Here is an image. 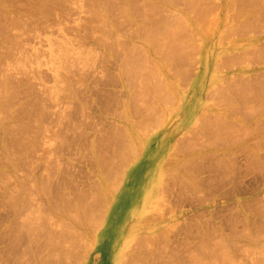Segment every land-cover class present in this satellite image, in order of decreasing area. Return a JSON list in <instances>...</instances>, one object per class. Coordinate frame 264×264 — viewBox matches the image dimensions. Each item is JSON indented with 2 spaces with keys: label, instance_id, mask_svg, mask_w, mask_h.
I'll list each match as a JSON object with an SVG mask.
<instances>
[{
  "label": "rangeland",
  "instance_id": "obj_1",
  "mask_svg": "<svg viewBox=\"0 0 264 264\" xmlns=\"http://www.w3.org/2000/svg\"><path fill=\"white\" fill-rule=\"evenodd\" d=\"M211 1L0 0V250L6 208L34 186L39 162L57 209L46 239L54 231L63 245L44 246L68 249L64 261L75 251L83 264H116L110 245L118 264H264V83L252 79L257 53L195 32V22L212 31L213 11L197 10ZM238 1L262 13L264 0ZM199 95L203 114L166 162L155 132L137 158V131L177 126ZM147 158L157 178L134 179L116 201L131 172L151 170ZM113 207L119 221L102 237Z\"/></svg>",
  "mask_w": 264,
  "mask_h": 264
},
{
  "label": "crops",
  "instance_id": "obj_2",
  "mask_svg": "<svg viewBox=\"0 0 264 264\" xmlns=\"http://www.w3.org/2000/svg\"><path fill=\"white\" fill-rule=\"evenodd\" d=\"M198 6L199 7L197 10L199 12L208 11L209 9V11H213L214 15L212 26L210 27L212 31H207L204 26H202L198 22H195V32L201 35H229L231 36V41L225 49L230 50L232 53H235L233 51L241 52V50L243 51V49H246L247 51L252 50L253 53H257L253 55L254 57L252 60L253 65L251 66V68L252 71H254L253 73H255L253 74L252 79L255 83H264V24L260 26L259 24L254 23L252 26H247V23L250 19H253L255 22L259 18L261 19V21L264 20V6H260L261 8H263V10L262 13L259 14H253L252 10L254 11L255 9H252L250 6L239 2L238 0H212L211 2L207 3L206 6L201 4H198ZM259 9H257V11ZM251 13L253 14V16H250ZM243 34H248L244 43H242L243 40L238 41V38L235 37ZM201 63H203L202 69H204V59L201 61ZM199 81L200 78H198L196 82H198L199 84ZM199 98L202 97H200L199 95L198 98L195 97L191 101L183 102V105L181 106V108H179V116L178 118H176L177 121H179L177 123V126L174 122H172V124L166 125L165 127L157 128V126H155L148 131L146 136H141L137 131V158L147 147L149 137L153 132H155L159 137L157 140L162 138V140H165L166 142L164 146V152L160 160V166L164 161L166 162L167 157H169V155L174 152L173 150L175 146H177L176 136H178V134L182 132L184 128H190L193 122L201 118L203 113ZM255 114L258 117L264 115V99H262L261 108L258 107ZM263 119L264 118L259 119L258 122L261 124L264 123ZM156 143L157 142H155V145ZM160 168L161 167H159V170ZM30 170L34 175V186L23 188L22 195L20 197H17V199L15 200L16 202L12 206L10 205V208H6V228L4 231V234L6 236V249L4 251L0 250V264H32V262L33 264H53L52 262L55 261L56 262L54 264H66L68 261L63 262L61 259V250L58 252H56V250H52V255H48L51 254L49 253L50 250L47 252L46 248H44L45 251H42L44 247L43 245L42 249L39 248L41 247V244L47 242L46 211L47 209L49 211H55L57 209L55 203H50L47 206L44 201L45 198L43 196L45 195V178L41 174L42 170L40 168V163L38 162L37 166H30ZM1 214L2 213L0 212V216ZM48 235V242L50 241L51 243H53V240H58L59 242L62 241L61 238H55L54 231H49ZM55 243L56 242H54V244ZM35 251H41L42 253L44 252V254H42L41 252L37 253ZM36 253L38 254V257L36 256ZM57 253L58 255H56ZM72 253L74 252H69V254ZM74 254L73 256L75 259L72 258L73 256L71 255L70 262L67 264H74V260H76L77 264H80L89 257L87 256V254L82 256L80 254ZM78 259L80 262L78 261ZM42 260L45 262H43ZM71 260L73 262H71ZM91 260L93 263L95 262L93 261V258H91Z\"/></svg>",
  "mask_w": 264,
  "mask_h": 264
},
{
  "label": "bare ground",
  "instance_id": "obj_3",
  "mask_svg": "<svg viewBox=\"0 0 264 264\" xmlns=\"http://www.w3.org/2000/svg\"><path fill=\"white\" fill-rule=\"evenodd\" d=\"M176 24V23H175ZM173 25V24H172ZM177 25V24H176ZM179 25V24H178ZM174 27H176L175 25H174ZM181 27V26H180ZM168 28V27H167ZM171 28V27H170ZM178 28V27H177ZM175 31V30H174ZM174 31L171 33V35L174 33ZM176 33V32H175ZM168 35H170V33L168 34ZM175 35V34H174ZM173 36V35H172ZM176 36V35H175ZM178 36V35H177ZM169 38H171V37H169ZM175 39V38H174ZM173 40V39H172ZM240 44V43H239ZM158 46V45H157ZM204 50V49H203ZM151 151V152H150ZM149 152L150 153H152V154H154V155H156L157 154V152H158V150L155 148V147H152L150 150H149ZM147 153H148V151H147ZM148 159V158H147ZM148 161H149V163L151 164L152 163V161L151 160H149L148 159ZM139 166H142V165H139ZM151 166H153L152 168H151V170H149L150 168H146V167H144L143 168V166L141 167V168H138L137 167V170L136 171H133V172H131L129 175H128V179H127V181H126V183H125V185L122 187V189L120 190V192H119V194H117V196H116V198H115V200L116 201H119V200H121V199H123L124 197H125V188L126 187H129L130 185H129V183H132L133 182V180L134 179H139V178H146L147 177V179H148V181L149 182H151V181H154V179H156L157 177L155 176V173H153L155 170V168H156V163H152V165ZM129 185V186H128ZM137 199H138V195H137V197L136 196H134L133 195V197H132V199L130 200L131 201V203L134 205L135 203H137ZM95 207V206H94ZM93 207V208H94ZM97 207V206H96ZM91 208V207H90ZM89 208V209H90ZM84 209H86V207L84 208ZM85 212L87 211V210H84ZM95 211V210H94ZM90 212H91V209H90ZM109 212H112V214H108V216H107V218H105L104 220H103V222H102V226L101 227H99V229H98V231H99V235L101 234V236L103 237L105 234H106V232H107V229H108V227H110V226H112L113 225V221L114 222H116V221H119V217H120V214H119V211H118V209L115 207V209H114V207L113 208H111L110 209V211ZM109 217H111V219L110 220H108V218ZM94 223V222H93ZM50 240V239H49ZM51 241H52V239H51ZM54 242H56L55 240H53ZM53 242V243H54ZM58 242V241H57ZM65 242V241H64ZM48 243V242H47ZM46 243V244H47ZM49 243H51L50 241H49ZM58 243H60V242H58ZM217 243V242H216ZM218 243H220V242H218ZM44 244L45 243H43V244H41V247H39V248H41L42 249V245L44 246ZM64 244V243H63ZM221 244V243H220ZM225 244V243H224ZM224 244H223V247H224ZM52 245V244H51ZM60 245H62V241H61V244ZM71 245H74V244H71ZM211 245V244H210ZM226 245V244H225ZM40 246V245H39ZM45 246H47V245H45ZM45 246L43 247V249H42V251H45ZM50 246V245H49ZM55 246V245H54ZM53 246V247H54ZM65 246V245H64ZM213 246V245H212ZM212 246H211V248H212ZM61 247V246H60ZM60 247H58L59 248V251H60ZM62 247H63V245H62ZM74 247V246H73ZM209 247V246H208ZM218 247V246H217ZM220 247V246H219ZM49 248V250H50V247H48ZM70 248H71V246H70ZM115 248V249H114ZM215 248V247H214ZM41 249H39V250H41ZM51 249H52V246H51ZM57 249V248H56ZM62 249V248H61ZM66 248H64V250H65ZM72 249H74V248H72ZM71 249V250H72ZM207 249V248H206ZM220 249V248H219ZM225 249V248H224ZM48 250V249H47ZM46 250V251H47ZM55 250V249H54ZM64 250L62 251V254L64 253ZM66 250H68V249H66ZM102 250V249H101ZM105 252L104 253H108V255L107 256H109L111 259H113V258H115V260L114 261H116V264H118V262H119V259L117 258V254H118V249L115 247V246H112V247H110V245H109V247L107 246L105 249ZM205 250V249H204ZM211 250V249H210ZM209 250V251H210ZM115 251V252H114ZM35 252H37V251H35ZM41 251H39V252H37V253H40ZM48 252V251H47ZM46 252V253H47ZM57 252H58V249H57ZM73 252H75V251H73ZM102 253H103V250L101 251ZM207 252V251H206ZM205 252V253H206ZM217 252V251H216ZM222 252V251H221ZM31 253H34V252H31ZM30 253V254H31ZM36 253V254H37ZM42 253V252H41ZM49 253H51V254H48V255H52V250H50V252ZM54 253H56V252H54ZM61 253V252H60ZM66 253V252H65ZM69 253V252H68ZM76 253V252H75ZM208 253V252H207ZM211 253H213L214 254V252H211ZM219 253H220V250H219ZM42 254H44V252L42 253ZM73 254L74 253H72V254H69V256L71 257V255L73 256ZM78 254H80V252L79 253H77L76 255H78ZM33 255V254H32ZM46 255V254H45ZM56 255H58V253L56 254ZM60 255V254H59ZM65 255H68V254H65ZM75 255V254H74ZM205 255V254H204ZM207 255V254H206ZM215 255V254H214ZM216 255H217V253H216ZM220 255V254H219ZM218 255V256H219ZM34 256V255H33ZM37 257H38V254L36 255ZM63 256V258L65 259L66 257H64V255H62ZM80 256V255H79ZM82 256V255H81ZM119 256V255H118ZM208 256V255H207ZM212 257H214L213 255H211ZM223 256V255H222ZM221 256V257H222ZM224 256H226V255H224ZM58 257V256H57ZM77 257V256H76ZM120 257V256H119ZM206 257V256H205ZM204 257V258H205ZM211 257V258H212ZM40 258V257H39ZM38 258V259H39ZM62 257H61V259H63ZM72 258H74V256L72 257ZM71 258V259H72ZM80 258V257H79ZM33 259V258H32ZM42 259V258H41ZM49 259V258H48ZM59 259V258H58ZM64 259H63V261H64ZM75 259V258H74ZM73 259V260H74ZM207 259H209V258H207ZM34 260H35V258H34ZM57 260V259H56ZM60 260V259H59ZM58 260V261H59ZM66 260H67V258H66ZM212 260V259H211ZM217 260V259H216ZM33 261V260H32ZM43 261V260H42ZM61 261V260H60ZM78 261H79V259H78ZM209 261V260H208ZM43 262H45V261H43ZM46 262H47V260H46ZM56 262V261H55ZM55 262H52L53 264L55 263ZM66 262V261H65ZM70 262V258L68 257V262L67 263H69ZM71 262H73L72 260H71ZM74 262L77 264V262H76V260H74ZM80 262V261H79ZM212 262H214L213 260H212ZM31 263V262H30ZM40 263H41V261H40ZM62 263V262H61ZM66 263V264H67ZM74 263V264H75ZM82 263V262H81ZM80 263V264H81ZM32 264H33V262H32ZM38 264V263H37ZM47 264V263H46ZM51 264V263H50ZM59 264V263H58ZM64 264V263H63ZM73 264V263H72ZM83 264V263H82ZM85 264V263H84Z\"/></svg>",
  "mask_w": 264,
  "mask_h": 264
}]
</instances>
